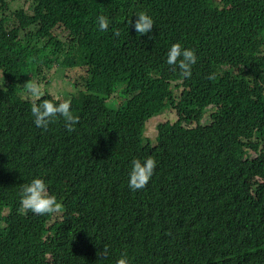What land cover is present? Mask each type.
Listing matches in <instances>:
<instances>
[{
    "label": "trees",
    "instance_id": "1",
    "mask_svg": "<svg viewBox=\"0 0 264 264\" xmlns=\"http://www.w3.org/2000/svg\"><path fill=\"white\" fill-rule=\"evenodd\" d=\"M24 2L0 0V264H264V0ZM139 11L151 33L129 25ZM177 41L196 51L191 77L166 63ZM55 68L72 132L60 116L36 127L23 97ZM167 108L177 119L152 142L146 122ZM149 155L153 176L130 189L131 160ZM35 175L55 212L20 211Z\"/></svg>",
    "mask_w": 264,
    "mask_h": 264
},
{
    "label": "clouds",
    "instance_id": "2",
    "mask_svg": "<svg viewBox=\"0 0 264 264\" xmlns=\"http://www.w3.org/2000/svg\"><path fill=\"white\" fill-rule=\"evenodd\" d=\"M134 14L135 19L133 20L131 17L128 23L134 27L136 33L141 35L151 33L154 25V18L146 11H139ZM96 22L99 30L104 31L108 28L110 20L107 16L101 14L97 16ZM116 35H119V32H117ZM197 59L198 57L195 49L182 46L179 41L172 43L167 50L166 63L171 66H177L181 75L184 77H191L192 67L196 64ZM37 78L38 77L34 79L30 78L25 83L23 93V97L28 98V95H30L35 98L30 108L33 123L38 128H47L50 122L54 121L57 116H60L63 118L67 130L72 132L75 125L78 123L79 117L73 113L71 101L69 99H64L56 102L58 96L51 99H41L43 92L41 86L44 85V82ZM42 79L46 81L49 78L42 77ZM44 90L47 91L45 86ZM113 95L119 96V91L117 90ZM110 97L111 95L106 98V103ZM156 164L157 161L152 155L134 157L131 160L128 173V187L132 190L144 188L153 176ZM19 204L21 212L31 211L34 214L41 215L55 212L60 208V203L56 195L48 191V184L40 175H35L27 182L22 183ZM105 251H107L106 247ZM116 264H130V259L126 254H121L117 258Z\"/></svg>",
    "mask_w": 264,
    "mask_h": 264
},
{
    "label": "rangeland",
    "instance_id": "3",
    "mask_svg": "<svg viewBox=\"0 0 264 264\" xmlns=\"http://www.w3.org/2000/svg\"><path fill=\"white\" fill-rule=\"evenodd\" d=\"M21 5H23L24 8L27 9L29 6V3L24 2V0H10L11 9H14L15 7L21 6ZM54 32L58 33L59 36L63 40L68 39V37H69V35L66 32H63V29H59L58 27L54 30ZM31 42H32V44L37 46V45L41 44V38L40 37H37V39L32 38ZM70 72L74 73V75H76V76L82 74V71L79 68H76L75 70L70 71ZM63 75L64 74L60 70V68H55L49 73L48 81H44L42 79V75H40L37 79L44 82V85L41 86V90L43 91L44 86H45L47 88V91L50 92L54 97L62 95V97L65 98L64 92L62 90H64L65 88L70 89V84L67 82V80L64 79ZM1 77H2V74L0 72V82H1ZM175 91H176L177 95H179L180 90L178 89ZM60 92H62V93L60 94ZM28 98H30L32 100L35 99V98L31 97L30 95H28ZM125 99H126V97L124 96L121 103H123ZM107 103H108V105H113V103L116 104L115 98L112 96L110 99H108ZM211 111L212 110H208L206 113L210 114ZM176 119H177V113H176V110L174 108H167L161 114L156 115V116H152L146 122L145 137L147 139H150L152 142H155L158 123L162 122V121H166V120L173 122ZM191 125L195 126L196 122H193ZM252 153H254V152L252 151ZM53 220H55V219L53 218Z\"/></svg>",
    "mask_w": 264,
    "mask_h": 264
}]
</instances>
